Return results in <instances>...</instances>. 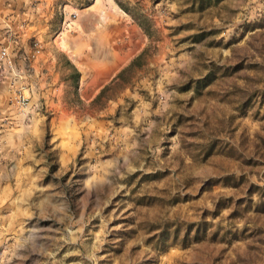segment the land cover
Segmentation results:
<instances>
[{
	"label": "rangeland",
	"instance_id": "obj_1",
	"mask_svg": "<svg viewBox=\"0 0 264 264\" xmlns=\"http://www.w3.org/2000/svg\"><path fill=\"white\" fill-rule=\"evenodd\" d=\"M3 2L0 264H264V0Z\"/></svg>",
	"mask_w": 264,
	"mask_h": 264
},
{
	"label": "bare ground",
	"instance_id": "obj_2",
	"mask_svg": "<svg viewBox=\"0 0 264 264\" xmlns=\"http://www.w3.org/2000/svg\"><path fill=\"white\" fill-rule=\"evenodd\" d=\"M126 31H117L116 30H112L110 31V34L112 35V39L115 40V38H118L117 41H114L115 43H119L122 42L124 43L125 41V37H126ZM114 34V35H113ZM136 35V32L134 34V36ZM54 43L62 50H65L67 52H69L71 58L73 59V61L76 63V65L82 69L85 68V63L82 61V58L80 57V55H77V49H73L72 46L70 45L68 39L63 36L62 34H59V36H57L54 40Z\"/></svg>",
	"mask_w": 264,
	"mask_h": 264
},
{
	"label": "crops",
	"instance_id": "obj_3",
	"mask_svg": "<svg viewBox=\"0 0 264 264\" xmlns=\"http://www.w3.org/2000/svg\"><path fill=\"white\" fill-rule=\"evenodd\" d=\"M4 0H0V5L4 6ZM12 5V4H11ZM18 17L16 16V11L13 9L12 6L10 8L5 9L2 8L0 10V28H2L5 25L12 24L16 25L18 22Z\"/></svg>",
	"mask_w": 264,
	"mask_h": 264
},
{
	"label": "built area",
	"instance_id": "obj_4",
	"mask_svg": "<svg viewBox=\"0 0 264 264\" xmlns=\"http://www.w3.org/2000/svg\"><path fill=\"white\" fill-rule=\"evenodd\" d=\"M0 57L8 64V65H12L13 64V59L11 58L9 52L7 51V49H3L1 51V55ZM16 100L18 101V103L22 106L27 108L29 106L28 103V97L26 96V94L21 91L18 90V92L16 93Z\"/></svg>",
	"mask_w": 264,
	"mask_h": 264
},
{
	"label": "trees",
	"instance_id": "obj_5",
	"mask_svg": "<svg viewBox=\"0 0 264 264\" xmlns=\"http://www.w3.org/2000/svg\"><path fill=\"white\" fill-rule=\"evenodd\" d=\"M143 23V22H142ZM143 24H145V23H143ZM147 29H149V28H147Z\"/></svg>",
	"mask_w": 264,
	"mask_h": 264
}]
</instances>
